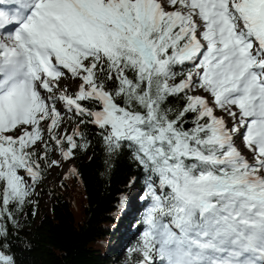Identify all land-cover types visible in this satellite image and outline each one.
Instances as JSON below:
<instances>
[{
  "label": "snow or ice",
  "instance_id": "1",
  "mask_svg": "<svg viewBox=\"0 0 264 264\" xmlns=\"http://www.w3.org/2000/svg\"><path fill=\"white\" fill-rule=\"evenodd\" d=\"M58 103L158 178L136 264H264V0H0V221L89 146Z\"/></svg>",
  "mask_w": 264,
  "mask_h": 264
},
{
  "label": "trees",
  "instance_id": "2",
  "mask_svg": "<svg viewBox=\"0 0 264 264\" xmlns=\"http://www.w3.org/2000/svg\"><path fill=\"white\" fill-rule=\"evenodd\" d=\"M169 100L173 105L184 103L177 98ZM86 119L73 116L74 129L79 127L84 133L81 143L89 146L76 151L75 172H68L58 187L50 189L54 202L49 212H37L29 196L22 209L10 205L14 220L6 217L0 221L7 232L0 237V250L13 256L15 264H113L118 250L110 245L117 237L114 228L118 220L130 212L129 187L136 182L142 189H149L150 181L158 184V178L139 164L131 148L109 153L101 130L80 123ZM54 150L53 144L48 153L51 160ZM49 169L42 161V178L35 186L48 179ZM67 194H71L72 203L65 199ZM132 259L137 261L138 255Z\"/></svg>",
  "mask_w": 264,
  "mask_h": 264
},
{
  "label": "rangeland",
  "instance_id": "3",
  "mask_svg": "<svg viewBox=\"0 0 264 264\" xmlns=\"http://www.w3.org/2000/svg\"><path fill=\"white\" fill-rule=\"evenodd\" d=\"M70 75V74H69ZM65 83L70 85L69 87V93H74L77 91V85L79 84V81H74L71 79H68L65 81L62 79L60 81L61 87H64ZM202 90L197 91L193 93V95L201 94ZM204 95H207L204 93ZM58 108L61 109L62 114L64 115V121L61 125V133L63 132H71L74 129L73 125V114L68 113L64 111L63 105L58 103ZM218 114H220L218 112ZM47 122H45L46 124ZM39 144L37 145V149H39ZM60 152L58 150H54L52 152V160H57L58 157H61ZM57 157V158H56ZM60 166L55 169L51 170L53 166L50 167L48 171V179L44 180L40 186H35L33 182L29 179V184L32 185L33 191L31 193V203L36 204L37 212L40 209L45 210L46 212H49L53 202L54 197L52 195V192L50 191L51 188L58 187L59 183L62 181L63 177L67 175L68 172L72 171L76 168L75 165V159H71L68 161H64L63 158H60ZM22 175H26L25 173H21ZM150 184L157 185L156 183L149 182L148 187ZM157 191H159V188L157 187ZM133 192V193H132ZM149 189H142L140 182L133 183L127 192L128 196V206H130L131 211L128 212V215H123L122 220H118L117 225L114 228V232L117 235L114 243L110 245V248L113 250H118V254L116 255V258L114 260L113 264H136V261L132 259V256L138 255L136 253H133L131 250L137 246L139 243L141 234L143 230L145 229L146 225L143 223L144 216L146 213L147 208L150 206L151 198L148 196ZM132 194L135 195L136 200L139 201V205H136L135 201H132ZM147 197V198H146ZM35 199V200H32ZM65 199L72 203L73 198L71 194H67L65 196ZM139 206L140 209L135 210ZM135 211H134V210ZM135 230V231H134ZM131 231V232H130ZM134 231V232H133Z\"/></svg>",
  "mask_w": 264,
  "mask_h": 264
},
{
  "label": "bare ground",
  "instance_id": "4",
  "mask_svg": "<svg viewBox=\"0 0 264 264\" xmlns=\"http://www.w3.org/2000/svg\"><path fill=\"white\" fill-rule=\"evenodd\" d=\"M59 156H60V155H59ZM56 158H57V157H56ZM60 158H61V157H58L57 160H58V161L61 160ZM57 168H58L57 166H53L51 170H55V169H57ZM132 193H133V192H132ZM132 196H133V197H132V201H135V202H136V205H139V201L136 200L135 195L132 194ZM140 207H141V206H139L137 209H140ZM134 231H135V230H134ZM134 231H133V232H134ZM130 232H131V231H130Z\"/></svg>",
  "mask_w": 264,
  "mask_h": 264
}]
</instances>
